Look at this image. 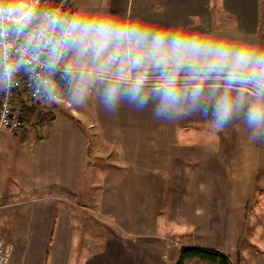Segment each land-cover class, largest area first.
Wrapping results in <instances>:
<instances>
[{
    "label": "crops",
    "instance_id": "0c3cea01",
    "mask_svg": "<svg viewBox=\"0 0 264 264\" xmlns=\"http://www.w3.org/2000/svg\"><path fill=\"white\" fill-rule=\"evenodd\" d=\"M127 2L112 0L113 10L124 11ZM135 3L149 8L159 5L164 9L159 18L169 22L191 13L221 24L239 22L249 31H264V0H135ZM92 102L91 117L80 118L72 112L61 114L53 123L44 125L39 140H36L38 135L31 140L23 137L25 124L14 133L0 129V224L5 222L10 227L7 238L12 255L8 264L176 262L180 248H176L177 254L172 259L167 256L174 248L164 247L166 236L157 231L158 221L147 222L152 216L148 204L134 215H124L123 210L128 206H142L137 190L153 191L158 204L165 176L211 175V159L217 158L223 168V152H211L208 146L212 140L207 138V124L201 117L161 123L152 119L149 110L136 112L127 106L111 117L97 107L94 99ZM83 119L93 130L96 152L101 151V146L110 149L115 153L114 161L124 168L120 172L109 171L108 175L122 179L116 184L107 178L98 191L101 193L94 194L95 184L85 179L89 145L81 126ZM7 165L13 174L12 180L19 183V187L13 185L19 191L17 194H10L9 187L6 189L9 194L4 192L2 180ZM148 176L156 178L148 179ZM204 185L202 180L201 187L196 189L205 190ZM84 196L87 198L83 199ZM16 197L18 200L12 201ZM81 199L83 202H79ZM196 204L191 208L193 215L189 210L185 221L178 219L172 224L185 227L182 247L213 249L231 259L237 246L229 245L223 251L196 240L197 230L203 228L201 217L209 209ZM101 219L102 223L115 222L117 230L104 231ZM136 219L140 220L138 224L134 223ZM163 224L161 220L162 228ZM91 225L97 226L99 233ZM258 236L260 241L250 246L259 253L240 251V255L251 258V264H264V232ZM93 239L102 241L98 245L91 242ZM255 245L263 246V253Z\"/></svg>",
    "mask_w": 264,
    "mask_h": 264
},
{
    "label": "clouds",
    "instance_id": "9594fccd",
    "mask_svg": "<svg viewBox=\"0 0 264 264\" xmlns=\"http://www.w3.org/2000/svg\"><path fill=\"white\" fill-rule=\"evenodd\" d=\"M128 0H0V94L21 82L41 103L154 121L201 117L210 135L239 123L264 144V31Z\"/></svg>",
    "mask_w": 264,
    "mask_h": 264
},
{
    "label": "rangeland",
    "instance_id": "374dc122",
    "mask_svg": "<svg viewBox=\"0 0 264 264\" xmlns=\"http://www.w3.org/2000/svg\"><path fill=\"white\" fill-rule=\"evenodd\" d=\"M92 100L81 109L73 108L63 100L48 104L39 101L32 103L44 109L52 108L57 117L61 114L66 115L72 112L73 114H78L80 118H87L91 117L92 114ZM81 121H83V125L81 126L85 133L87 144L89 145L85 179L87 183L95 184L94 194L101 193L98 191L102 188V184L107 178L116 184L122 179H116L112 175H108L109 171L117 170L120 172L124 168L118 162L114 161L115 153L110 152V149H103V146H101V151L98 152L99 154L96 152L95 144L92 140L94 136L93 130L88 127V121L86 119ZM23 127H25L23 137L25 136L27 140L33 139L34 136L44 131V126L33 129L26 124ZM206 135H208L207 138L212 140V144L208 146L211 152H223V158H225L223 168H220L222 165L219 160L213 158L211 159V175L184 174L165 176L164 182L162 183L164 187L161 190V197L158 204L153 191L137 190V198L143 202L142 206H137L136 208L128 206L123 210L124 215H134L136 211L139 213L143 205L145 203L148 204L152 211V216L155 218L150 215L147 222L154 224V220L158 221L159 227L157 226V231L164 233L166 236L163 239L164 247H169V249L174 248V250H171L167 254L172 259L177 254L176 248L182 247L184 243L181 235L185 230L183 226L177 228L176 226L173 227L172 224L176 223L178 219L185 221V218L188 217L186 212L189 210L190 215H193L191 211L193 209L192 205L194 202H197L196 205L198 207L204 206L206 210L209 209L206 211V215L201 217L204 222L203 228L197 230L195 235L197 237L196 240L202 244L210 245V247L223 248V251H227L229 245L237 246V252L231 256V263L251 264V258L240 255V251L243 249L245 253H259L250 244H255L260 241L258 240L259 232H264V144L250 142L246 130L238 122L229 125L227 129L217 135H210L209 132ZM108 153L109 155H107ZM205 159L207 160L209 158ZM261 161L262 164H260ZM6 167L2 180L5 185L4 192L5 194H12L14 192L17 194L19 191L13 185L19 187V183L12 180L13 174L11 176L9 166L7 165ZM147 178H156V176H148ZM202 180L206 183L204 185L205 190L198 191L196 188L201 187L200 183ZM8 187L9 193L8 191L6 192ZM119 188L121 189V187ZM131 194H134V191ZM147 194L149 195L145 201V195ZM85 198L87 197L84 196L83 199ZM83 199L79 202H83ZM17 200L18 197L12 199L15 202ZM161 220L164 223V228L161 227ZM139 221V219H136L134 223L138 224ZM100 225H103L102 228L108 233H113L117 230L115 222L114 224L102 223L101 219ZM91 226L96 233H99L97 226ZM8 227L5 222L0 224V237L9 243L10 239L7 237L10 236V227L9 229ZM101 231L102 229H100ZM251 235L253 238L250 239ZM97 241L93 239L91 242L99 245L102 240ZM255 247L257 246L255 245ZM257 248L263 253V246Z\"/></svg>",
    "mask_w": 264,
    "mask_h": 264
},
{
    "label": "trees",
    "instance_id": "16d2710c",
    "mask_svg": "<svg viewBox=\"0 0 264 264\" xmlns=\"http://www.w3.org/2000/svg\"><path fill=\"white\" fill-rule=\"evenodd\" d=\"M72 117V116H70ZM57 118L52 108L44 109L37 104H27L24 109L23 124H28L33 129L53 123ZM40 137L36 138L39 140ZM174 264H232L229 257L219 251L195 247H180L178 258Z\"/></svg>",
    "mask_w": 264,
    "mask_h": 264
},
{
    "label": "built area",
    "instance_id": "2783aa9c",
    "mask_svg": "<svg viewBox=\"0 0 264 264\" xmlns=\"http://www.w3.org/2000/svg\"><path fill=\"white\" fill-rule=\"evenodd\" d=\"M38 102L33 99L26 84L13 89L12 94L4 97L0 94V129L14 133L23 126L24 109L27 104ZM11 245L0 238V264H8Z\"/></svg>",
    "mask_w": 264,
    "mask_h": 264
}]
</instances>
